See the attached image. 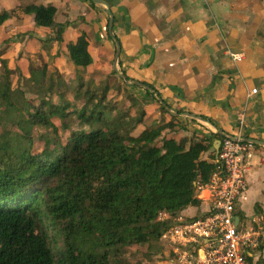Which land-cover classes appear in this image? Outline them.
<instances>
[{"label": "trees", "instance_id": "1", "mask_svg": "<svg viewBox=\"0 0 264 264\" xmlns=\"http://www.w3.org/2000/svg\"><path fill=\"white\" fill-rule=\"evenodd\" d=\"M21 10L33 15L36 26L50 28V40L64 41L68 22L55 21V5L33 3ZM8 14L0 13V23ZM108 20L107 35L121 53ZM88 45L84 31L65 43L74 68L68 80L46 63L31 64L24 79L32 100L21 89L11 90L8 68L0 74V114L15 128L7 138L0 133V264H130L123 249L160 240L183 209L200 203L196 187L216 169L213 142H222L223 135L162 136L166 128L182 125L172 116L158 122L145 118L144 103L156 102L162 112L168 106L153 96L159 94L150 84L121 68L124 102L117 103L109 92L121 87L110 83L109 74L97 82L80 76L78 68L93 61ZM117 62L121 67L119 56ZM134 82L147 88L145 98L127 88L136 87ZM53 85L60 103L48 97ZM139 124L144 128L137 132ZM36 126L50 130L38 149ZM205 152L207 159L201 156ZM162 211L167 217L160 219Z\"/></svg>", "mask_w": 264, "mask_h": 264}, {"label": "crops", "instance_id": "2", "mask_svg": "<svg viewBox=\"0 0 264 264\" xmlns=\"http://www.w3.org/2000/svg\"><path fill=\"white\" fill-rule=\"evenodd\" d=\"M103 1L112 15L111 34L121 45V68L131 78L150 84L159 94L153 96L168 104L162 112L158 103H144L145 118L158 122L172 116L182 125L166 128L162 136L178 140L221 131L264 142V0ZM33 3L55 5V21L68 22L62 43L50 40V28L36 26L33 15L23 13L21 8ZM0 11L9 13L0 23V57L6 60L0 58V74L5 67H17L27 77L31 64L46 63L62 66L59 73H65L62 77L68 80L74 68L65 43L74 41L80 31L87 35L93 58L89 66L78 68L84 80L97 82L118 61L116 41L107 35L108 14L103 4L0 0ZM229 52L241 58L233 61ZM127 88L140 99L146 96L143 85ZM252 88L256 93L248 96ZM143 128L139 124L136 131ZM255 145L245 167L247 189L236 203L235 222L241 231L259 233L257 246L245 250L249 264H264V245L257 249L264 241V145ZM201 156L207 159L208 152ZM207 208L208 202L200 200L180 216L195 219ZM159 241L169 250V263L177 264L170 248Z\"/></svg>", "mask_w": 264, "mask_h": 264}, {"label": "built area", "instance_id": "3", "mask_svg": "<svg viewBox=\"0 0 264 264\" xmlns=\"http://www.w3.org/2000/svg\"><path fill=\"white\" fill-rule=\"evenodd\" d=\"M233 61L241 54L229 52ZM256 93L252 88L247 95ZM242 135L224 137L213 162L210 180L196 187V197L206 200V213L186 220L180 214L162 234L161 240L177 264H249L246 247H255L259 233L241 231L235 222L236 203L247 189L245 167L253 144ZM167 217L162 211L158 218Z\"/></svg>", "mask_w": 264, "mask_h": 264}, {"label": "rangeland", "instance_id": "4", "mask_svg": "<svg viewBox=\"0 0 264 264\" xmlns=\"http://www.w3.org/2000/svg\"><path fill=\"white\" fill-rule=\"evenodd\" d=\"M1 12L2 11H0V13ZM5 53H7V50L5 51ZM2 56L6 57L5 54H2ZM2 60L6 61L4 59H2ZM115 62H116V60H115ZM117 63L118 62H116V64H114V68L112 69L116 72V74L112 75L111 74L112 70H110L107 73H102V76H100V79L101 78L104 79V77L107 74H109L110 83L116 84L115 82H118L120 84L121 89L119 91H117L115 88H113L109 92V97H111V99L113 101L119 103V102H124V96H123L124 94H122L123 85H122V82L120 81V78H119V76L122 75L121 74L122 69H121L120 65H117ZM54 67H53V69H54L56 76L62 77L63 76L62 74H65V73H62V74L59 73L63 69L62 66L55 65ZM16 68L17 67L8 68L9 74H7V77H8L7 81L10 84V88H11V90L17 89V88L23 90L25 92V97L29 100H32L33 95L31 92H29V88L26 86V81L24 79L26 77H24L23 74H20L21 71L19 69H16ZM4 71H5V68H4V70H2L1 73H4ZM133 80H135V79H133ZM133 80H129L128 82L131 83ZM54 90H56L55 85H53L50 88L48 97H50L51 100L55 103L62 102L61 97L56 95L54 93ZM63 91H65V96L67 97L68 100L71 101V103L77 104L79 106L80 102L79 101L75 102L72 100L71 92L69 90L66 91L65 88H62V92ZM126 102H127V100L125 101V103ZM127 104L128 103H126V106H128ZM132 113H133V111H132ZM166 116L167 115H165V117ZM11 128L15 129L12 126L9 119L5 115L0 114V133H1L3 138H5V137L7 138L6 135L9 134ZM49 132H50L49 129H45V128H42L40 126L33 127L32 136H33V140H34V148L35 149H38L39 146L41 145V143L45 141L46 137H48ZM122 253H123V258H126L130 262V264H170L169 261L171 260L169 250H166L164 247V244L162 245L161 241H159V240L155 243H152L150 246H148V243H146V244H142L138 247L137 246L127 247V248L123 249Z\"/></svg>", "mask_w": 264, "mask_h": 264}, {"label": "water", "instance_id": "5", "mask_svg": "<svg viewBox=\"0 0 264 264\" xmlns=\"http://www.w3.org/2000/svg\"><path fill=\"white\" fill-rule=\"evenodd\" d=\"M94 1H96L97 3L103 4V5L106 6V12H107L108 17H109V20H108V30L110 31L111 28H112V15H111V12H110V9H109L108 5L103 0H94ZM119 52H120V46L116 43L115 58L118 57ZM134 83L139 84L138 82H134ZM219 133L221 135H223L224 137H231V135L225 134V133H223L221 131H219ZM243 140L246 141V142L252 143V144L264 145V142L263 141H259V140H256V139L243 138ZM220 144H221V141L219 139L214 140V142H213V149H214L215 155L217 154V152L219 150Z\"/></svg>", "mask_w": 264, "mask_h": 264}]
</instances>
